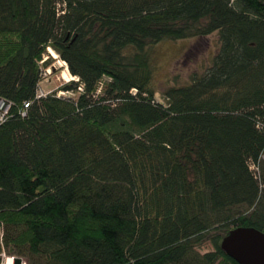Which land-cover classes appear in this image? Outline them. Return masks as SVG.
<instances>
[{"label":"trees","instance_id":"obj_1","mask_svg":"<svg viewBox=\"0 0 264 264\" xmlns=\"http://www.w3.org/2000/svg\"><path fill=\"white\" fill-rule=\"evenodd\" d=\"M214 32L157 100L149 48ZM48 47L73 95L39 94ZM0 100V254L239 264L223 238L264 231V0H0Z\"/></svg>","mask_w":264,"mask_h":264},{"label":"rangeland","instance_id":"obj_2","mask_svg":"<svg viewBox=\"0 0 264 264\" xmlns=\"http://www.w3.org/2000/svg\"><path fill=\"white\" fill-rule=\"evenodd\" d=\"M219 46L217 32L204 37L164 40L153 44L149 48V52L153 67V88L157 100L163 99L162 93L169 86L188 84L193 74L204 73L211 65L212 58L219 50ZM48 53L53 58L50 65L54 71L41 82L39 91L42 93L60 88L70 78L69 72L62 67L59 55L57 54L55 57L50 51ZM65 95H73V93L66 92ZM212 248L210 243H206L200 250L204 252Z\"/></svg>","mask_w":264,"mask_h":264},{"label":"water","instance_id":"obj_3","mask_svg":"<svg viewBox=\"0 0 264 264\" xmlns=\"http://www.w3.org/2000/svg\"><path fill=\"white\" fill-rule=\"evenodd\" d=\"M221 247L239 264H264V231L237 227L226 235ZM16 264H20L16 260Z\"/></svg>","mask_w":264,"mask_h":264},{"label":"built area","instance_id":"obj_4","mask_svg":"<svg viewBox=\"0 0 264 264\" xmlns=\"http://www.w3.org/2000/svg\"><path fill=\"white\" fill-rule=\"evenodd\" d=\"M48 56H45L44 59H47ZM68 70V69H67ZM52 70L50 68H45L43 71V76L47 77L51 75ZM76 80H78V77H74ZM79 89H82L81 86L78 87ZM46 93H40V95H45ZM9 105L5 104V102L0 101V122L4 120L5 114L8 112ZM254 168V166H252ZM0 264H16L15 258L5 252L4 250L0 254ZM20 264H26L25 260H20Z\"/></svg>","mask_w":264,"mask_h":264},{"label":"bare ground","instance_id":"obj_5","mask_svg":"<svg viewBox=\"0 0 264 264\" xmlns=\"http://www.w3.org/2000/svg\"><path fill=\"white\" fill-rule=\"evenodd\" d=\"M47 50L48 51H50V53L51 54H54V56L56 57V55L58 54L53 48H51V47H48L47 48ZM52 51V52H51ZM59 55V54H58ZM61 59V64H62V67H64V69H68V64H67V62L64 60V59H62V58H60V56H59V60ZM45 60V59H44ZM47 68H50L52 71H54L53 69L54 68H52V66L51 65H49ZM68 72H69V69L67 70ZM51 74H52V72H51ZM69 74H70V78H69V80L71 79V80H76L74 77H76V76H72L71 75V73L69 72ZM63 75L64 76H66V74L65 73H63ZM43 79H45V76H43ZM40 90V89H39ZM55 90H57V93H58V95H65V91H63V90H60L59 88H56ZM54 90V91H55ZM78 91H82V89H79L78 88ZM41 92L39 91V94H40ZM1 102L3 101V100H0ZM4 102V101H3ZM25 105H27V103L25 104ZM11 255V254H10ZM14 258H15V262H16V260H24L22 257H20V256H16V255H12Z\"/></svg>","mask_w":264,"mask_h":264}]
</instances>
